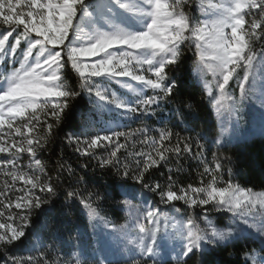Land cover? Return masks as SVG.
Here are the masks:
<instances>
[{"label": "snow or ice", "instance_id": "snow-or-ice-1", "mask_svg": "<svg viewBox=\"0 0 264 264\" xmlns=\"http://www.w3.org/2000/svg\"><path fill=\"white\" fill-rule=\"evenodd\" d=\"M180 3L181 0H0V22L7 26L0 31V60L7 58L12 65L11 74L0 81V131L7 129L0 135V153L11 154L12 159L0 161V168H17L16 161L21 154L27 153L34 167L44 172L42 161L36 158L37 150L43 145L39 139L27 137L36 127L32 121L39 123L38 112L53 119L54 123L45 121L51 135L54 124L59 126L70 101L80 95L60 82L57 74L70 64L79 74L81 91L89 97L94 96L95 110L113 114V119L103 122L99 132L90 138L87 131L69 134L68 143L75 145V151L97 158L99 167L114 169L122 181L131 177L141 189L152 193L159 191L160 203L171 209H175L174 202L179 201L199 209L196 218L188 216L185 220L184 214H178L179 219L169 217L146 199L139 206L133 205V200L144 196L143 191L138 193L134 186L119 183L112 195L123 196L122 206L135 211L128 223L118 225L101 215V205L96 203L102 199L99 194L95 195L94 202L91 193L85 198L75 189L68 191L69 211L71 202L78 200L81 211L108 230L112 245L95 258V264H120L121 261L123 264H187L197 253L204 264L205 254L221 247L227 250L229 245L249 237L259 239V251L242 252V264H264V192L235 182L232 169L225 167L231 163L229 156L212 153V166L204 169L211 180L206 184L202 181L200 187L190 184L178 193L172 190L171 175L166 191L160 183L145 182L150 169L168 161L167 153L177 156L189 153L207 164L206 146L210 143L222 146L220 139L227 131L223 121L225 110L229 114L238 113L246 100L255 97L264 112V45L259 52L254 51L252 45L253 38L264 40V0L210 2V18L203 21L185 12ZM22 8L28 10L24 12ZM253 9L259 10L260 18L246 21L245 16ZM86 25L90 28L88 33H85ZM20 26L23 32L9 44L10 37ZM22 41L26 47H22ZM185 41H193L198 56L193 74L202 80L206 72H211L216 82L219 97L211 89L207 97L221 117L220 135L213 136L212 129H208L195 137L181 138L171 129L161 130L159 140L146 138L141 141L151 145L154 154L135 153L138 158L133 167L118 154L127 148L126 142L133 136L147 137L149 129H117L125 127L126 120L143 122L151 118L162 104L176 99L178 84L169 72L179 65ZM88 58L97 59L88 62ZM17 62L19 68H15ZM95 78L115 81L130 95L120 96L111 87H101ZM230 82L236 85L232 92H229ZM149 90L151 95L147 94ZM175 115L181 122H188L191 128V122L180 109ZM24 119H28V123L16 124ZM13 135L22 139L8 143V137ZM174 135L176 146L165 147V142L170 143ZM121 137L125 143H121ZM109 148L107 157L97 155V150ZM63 171L64 165L59 164L55 181L48 176L43 182L39 176L18 175L15 171L6 173L13 182L18 180L30 186L25 195L14 202L5 203L7 191H0V204L5 209L20 210L19 223H0V252L11 264H35L32 256L27 261L15 255L8 256L7 248L36 234L32 212L34 209L45 211L42 206L49 201L33 192L38 189L40 193L55 196L57 187L63 183L60 180ZM67 171L69 177L74 176L70 166ZM76 182H84V177ZM213 214H216L214 218ZM3 215L0 211V216ZM8 220L14 217L9 215ZM43 264L48 262L45 260Z\"/></svg>", "mask_w": 264, "mask_h": 264}, {"label": "trees", "instance_id": "trees-1", "mask_svg": "<svg viewBox=\"0 0 264 264\" xmlns=\"http://www.w3.org/2000/svg\"><path fill=\"white\" fill-rule=\"evenodd\" d=\"M199 1L182 0L181 4L185 7L183 10L198 18L199 8L197 6ZM253 18H260L259 10L253 9L249 15L245 16L246 21H250ZM252 44L255 48H258L264 44V40L256 41L253 38ZM181 49L182 58L179 65L169 72V75L173 76L178 84L176 99L170 104H162L157 110V114L151 118H145L143 122L140 120H128L125 123V127L117 129V131H129L138 128L149 129L147 137L135 135L136 139L128 140L126 142L127 148L121 149L118 154L122 161L126 159L133 167H135V160L138 158L134 155L135 153L154 154L151 145L142 144L141 141L146 138L159 139L158 135L161 130L171 129L174 134H179L181 138L195 137L208 129H212L213 136L217 135L216 119L208 97L202 86L193 79L194 47L188 41H185ZM60 78V82L80 92V95L70 101L69 107L62 114L59 126L54 124L51 135L48 134L47 123H54L53 119L50 116H45L44 112H38L39 123L36 120L32 121L36 127L33 134L27 137L34 140L39 139L41 145H43L42 148L37 150L36 158L42 161L44 172H40L39 169L34 167L32 158L27 153L20 155L16 161L17 168H0V191H7V199L5 200V203H7L9 201L14 202L18 197L24 196L30 186H25L22 181L18 180L13 182L12 177L6 175V173L15 171L18 175L39 176L41 182L51 176L55 181L58 174V165H64V171L60 173V180L63 183L57 187L55 196L40 193L38 189L34 190V195H39L42 199L49 202L42 206L45 211L34 209L32 212L31 219L36 222V234L29 235L23 243L14 242L13 245L8 246V256H32L43 262L45 260L49 262L53 261L55 252V254L61 253L65 257H70L69 245L63 242H68L69 244L78 239L89 240V238H83L84 235L88 236L86 234L88 226L78 200L71 202V211H69L67 192L73 189L78 192V195L85 198L88 197L89 193L93 194L91 199L94 202L95 195L99 194L102 199L96 203L101 205V214L114 223L122 222L125 217L121 206V196L112 195L119 183H127L135 188L144 190L153 203L169 208V206L160 203L159 191L152 193L147 189H141V186L136 184L131 177L126 181H122L114 169L99 167L97 158L76 152L75 145L68 143L67 137L72 133L79 134L87 131L89 138L95 135L98 132L97 127L100 126V122L97 119V111L93 109L91 97H89L88 93L81 91L79 74L71 68L70 64H66L61 69ZM177 109H180L187 116L188 121L191 122V128H189L188 122H181L180 118L175 115ZM170 115L173 116L171 120L169 119ZM24 121L28 122L27 119ZM5 132H7V129L2 130L0 135ZM16 137L19 140L22 139L21 137ZM121 143H125V141L122 140ZM175 146L176 136L174 135L170 143L165 142V147L174 148ZM206 147L207 164L189 153H182L180 156L175 153H167L168 161L162 163L159 167L150 169L149 173H146L147 179L145 182L152 185L160 183L161 188L166 191L169 184L168 177L171 175L174 181L172 190L178 193L181 188L186 189L190 184L193 187H200L202 186V181L205 184L210 182L211 175L205 174L204 169L212 166V153H219L231 158V163L226 164L225 167L226 169H232L235 182L240 183L242 186L250 187L254 191H264V135H253L235 143H226L221 147H217L215 143H210ZM110 151L111 148L107 151L97 150V155L107 157ZM193 151H196L195 146H193ZM9 159H12L11 154L0 153V161ZM84 165H87V167H84ZM69 166L74 170V176L72 177H69L67 171ZM79 177H84V182L77 183L76 181ZM225 179H227V174H225ZM6 185L10 186V188L6 187ZM21 189L24 190L22 191ZM174 203L175 208L179 209L185 218L192 215L196 218L199 214V209H192L184 205L182 201ZM0 211L4 213L3 216H0V223H19L18 214L20 210L15 209V207L8 210L4 208L3 204H0ZM9 215L14 217L11 222L7 218ZM215 215L213 214V218ZM29 231L33 230L30 229ZM76 231L80 232L79 238ZM251 249L259 250V244L253 237H249L246 241H238L233 245H229L227 250L221 247L211 253H207L203 257V262L204 264H242L243 256L240 254ZM6 261L7 257L3 252H0V264H5ZM7 264H11V262L7 261ZM82 264H95V258L84 260ZM120 264H123V262L121 261ZM187 264H201L199 253L188 260Z\"/></svg>", "mask_w": 264, "mask_h": 264}, {"label": "rangeland", "instance_id": "rangeland-1", "mask_svg": "<svg viewBox=\"0 0 264 264\" xmlns=\"http://www.w3.org/2000/svg\"><path fill=\"white\" fill-rule=\"evenodd\" d=\"M182 1V0H181ZM169 2H172V0H169ZM222 3L224 0H200L197 8H199V17L197 20L203 21L206 19H209V14H208V8H209V3ZM181 8H185L181 3H180ZM21 11L26 12L28 9L27 8H22L20 9ZM248 27V25H246ZM7 26L3 25L2 22H0V31H3ZM90 31V28L86 25L85 26V33H88ZM23 32V26H20L14 33L13 36L10 37L9 39V44L14 43L15 39L20 35V33ZM6 34V33H5ZM34 35V34H33ZM2 38V37H0ZM87 37L85 36L84 39ZM195 50V44L193 41H188ZM253 45V44H252ZM264 45V44H263ZM262 46V45H261ZM261 46L258 48H255L253 45V50L259 52ZM22 47H26L25 44H23L22 41ZM97 58H88V62H91ZM198 63V56L195 54V63L194 67L197 66ZM19 63L17 62L15 64V68H19ZM12 71V65L7 62V58H4L0 60V81H3L6 77H8L11 74ZM61 71V70H60ZM60 71L57 73L60 76ZM193 79L195 82L199 83L202 88L204 89L206 95L209 89H211L217 96L219 97V91L216 86V82L213 78V75L211 72H206L202 80H198L197 77L193 74ZM96 83L100 84L101 87L108 86L111 87L114 91L117 92L118 95L120 96H125V95H130V93H127L125 89H122L118 83L115 81H106L103 78H95ZM205 84H207V88L205 87ZM236 88V85L234 82H230V87H229V92H232ZM151 95V91L149 90L148 93ZM92 99V106H93V99L94 96L91 97ZM95 110V108L93 107ZM213 115L216 119V125H217V135H220L221 132V127H220V120L221 117L217 115L216 111L214 108H212ZM96 111V110H95ZM31 111L29 112V117H31ZM97 119L98 122H100V126L97 127V131L99 132L102 123L106 122L110 119H113V114L110 113H98L97 112ZM26 120V119H24ZM24 120H18L16 124L18 126H22L25 123H28L27 121ZM28 120V119H27ZM128 121V120H126ZM124 121V123H126ZM223 121L224 124L227 128V131L225 133V136L220 139V144L224 145L226 143H235L240 140L247 139L253 135H264V112H262L260 106H259V101L255 98L252 97L248 100H246L243 104V107L240 108V111L238 113H231L229 114L228 111H224V116H223ZM1 132V131H0ZM160 133V131H159ZM13 135L11 137H8V143H11L13 139H17V137ZM159 138V135H158ZM131 139H136V137H132ZM129 139V140H131ZM124 140L123 137H121V141ZM159 140V139H157ZM137 192L139 193L140 191H143L144 196L135 199L132 201L133 205H141L142 200L146 199L148 204H150L153 207H157L161 210L162 214H167L169 217H175L177 219L181 218L178 216V214H181L179 209H171L170 207H164L158 204H155L152 202V200L149 198L148 194L144 190H140L138 188H135ZM256 192H264V191H256ZM124 197L121 196V202H123ZM122 206V203H121ZM124 210V220L120 223H116L118 225H124L128 223L132 219V213L135 211L134 208H129L128 206H122ZM85 218L87 220V226H88V232L86 233L88 236L84 235L83 238H89V240H83V239H78L77 241H73L68 244V242H63L64 244L69 245V254L70 257H65L61 253H57L53 255V261H49L48 264H82L84 260H88L91 258H96L97 256L101 255L102 252H105L108 250L109 246L112 245V241L110 240L108 236V230L104 227L102 223L96 224L95 221H92L89 219V217L84 213ZM102 215V214H101ZM103 216V215H102ZM193 218H195L194 215H192ZM8 218V217H7ZM185 220L186 218L183 217ZM202 219V217H201ZM7 220V219H6ZM11 222V221H10ZM199 223V220L197 221ZM7 223V222H6ZM147 226V222H144ZM96 224L95 227L93 225ZM201 227H203V224H201ZM171 230V229H169ZM76 234L78 238L80 237V232L76 231ZM258 244H260L259 239L253 237ZM259 251V250H257ZM23 261H27L28 256L26 257H20ZM35 264H43V261L40 259L35 258Z\"/></svg>", "mask_w": 264, "mask_h": 264}]
</instances>
